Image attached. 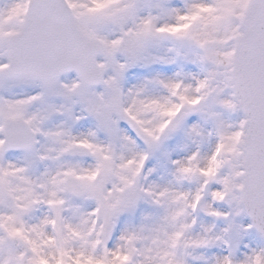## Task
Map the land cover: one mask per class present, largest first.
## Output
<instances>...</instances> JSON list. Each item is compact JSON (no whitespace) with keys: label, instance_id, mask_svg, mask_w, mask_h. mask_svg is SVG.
<instances>
[{"label":"snow or ice","instance_id":"snow-or-ice-1","mask_svg":"<svg viewBox=\"0 0 264 264\" xmlns=\"http://www.w3.org/2000/svg\"><path fill=\"white\" fill-rule=\"evenodd\" d=\"M0 264H264V0H0Z\"/></svg>","mask_w":264,"mask_h":264}]
</instances>
